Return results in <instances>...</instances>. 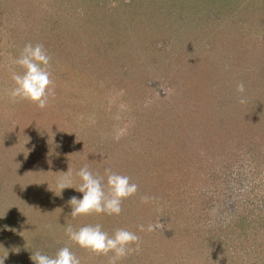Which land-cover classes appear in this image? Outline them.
Here are the masks:
<instances>
[{
	"label": "rangeland",
	"instance_id": "1",
	"mask_svg": "<svg viewBox=\"0 0 264 264\" xmlns=\"http://www.w3.org/2000/svg\"><path fill=\"white\" fill-rule=\"evenodd\" d=\"M26 43L51 56L44 109L8 97ZM256 87L264 0H0V259L33 264L32 251L67 245L109 264L64 233L99 223L140 237L118 264H264ZM84 164L138 185L120 215L69 216L81 193L59 195L56 179L69 168L78 187Z\"/></svg>",
	"mask_w": 264,
	"mask_h": 264
},
{
	"label": "clouds",
	"instance_id": "2",
	"mask_svg": "<svg viewBox=\"0 0 264 264\" xmlns=\"http://www.w3.org/2000/svg\"><path fill=\"white\" fill-rule=\"evenodd\" d=\"M50 64L51 56L44 45L26 43L19 54L11 59L12 87L8 91L10 101L12 103L28 101L44 109L52 92ZM237 92L241 94L244 92L243 84L237 86ZM240 102H244L243 98ZM60 173L56 179L59 195L66 188L81 193L79 197L73 196L68 201L71 207L69 216L73 218L90 214L118 216L122 212L123 201L138 191V185L132 182L129 176L117 173L110 167H106L104 174L100 175L84 164L75 172L79 179V186L75 188L71 170L68 168L66 172ZM48 190L52 191L49 187ZM147 199L143 198L145 202ZM140 230H144L143 226H140ZM151 230L150 225L148 231ZM64 233L68 241L81 249L97 255L111 254L109 264H118L131 252L139 250L140 237L127 228H117L110 234L99 223L79 227L69 224L64 226ZM30 259L33 264H82L81 258L67 245L57 249L52 255L37 249L31 252ZM0 264H4V258L0 259Z\"/></svg>",
	"mask_w": 264,
	"mask_h": 264
},
{
	"label": "trees",
	"instance_id": "3",
	"mask_svg": "<svg viewBox=\"0 0 264 264\" xmlns=\"http://www.w3.org/2000/svg\"><path fill=\"white\" fill-rule=\"evenodd\" d=\"M262 82V79H259V83ZM256 92L261 96L262 99H264V90H262L259 87H256Z\"/></svg>",
	"mask_w": 264,
	"mask_h": 264
}]
</instances>
